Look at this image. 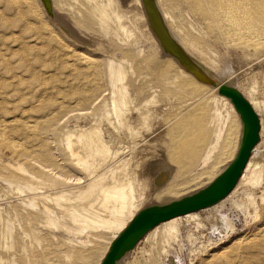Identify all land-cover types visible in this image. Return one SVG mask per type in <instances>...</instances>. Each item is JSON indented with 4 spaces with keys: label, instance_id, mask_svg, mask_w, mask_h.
<instances>
[{
    "label": "bare ground",
    "instance_id": "bare-ground-1",
    "mask_svg": "<svg viewBox=\"0 0 264 264\" xmlns=\"http://www.w3.org/2000/svg\"><path fill=\"white\" fill-rule=\"evenodd\" d=\"M84 1L86 5L78 10L80 18L76 17L75 25L90 33L95 25L98 26L103 34L102 38L109 37L110 41L117 42L115 46L109 41L113 44L112 48H117H114L117 52H121V44L129 46L132 39L138 40L133 21H144L146 32L153 39V46L159 56L153 66L154 74L143 76L148 72L135 70L133 61H129L123 54L122 57L118 56L119 59L109 58L108 64L106 63L107 71L103 75L99 61L90 58L86 52H66L68 61L63 63L64 66L60 60V63L57 62L68 73L64 78L66 90H62L63 95L59 90L56 91V98L48 96V93L53 94L54 91H48L46 80L37 75L39 70L37 73L33 70L32 61V65L21 61L25 67H20L21 64L14 66L3 59V62L7 63V69L3 71L4 66L0 62L3 66L0 68V156L6 152L8 159L7 162L0 159V179L4 182L2 185L10 186V190L13 186L22 196L29 197L28 201L25 200L29 209V226L25 231L30 234L31 239L34 238L32 242H41L40 233L34 232L36 228L33 225L39 226L37 223L71 233L81 234V228L90 231L101 229L111 233L107 250L102 259L95 263L101 264L111 244L127 230L142 211L136 186L125 170L127 166H123L132 161L131 150H140V154L154 150L157 154L152 156L156 157L157 162L151 180L152 189L148 194V198L157 200L170 199L182 193L189 182H210L213 167L220 166L231 158L233 150L239 151L243 137V129L240 131L239 125L240 116L231 99L219 93V88L223 85L240 91L237 81L239 79L231 74L217 73L212 61L206 60V50L209 49L212 37L226 38L238 46L258 41L260 45V37H264V0H147L154 14L149 13L144 0H131V5L140 10L141 17L129 25L125 23V16L120 10L115 9L116 0ZM39 2L43 11H39L37 15L45 14L49 19L54 18L56 2L49 0L52 15L48 13L43 1ZM72 10L74 12V9ZM59 26L66 34L74 36V39L78 38L66 24ZM139 41L141 40L136 42ZM91 42L94 44L93 40ZM24 45L21 47L26 50ZM95 46L97 45H93ZM134 51L137 57H141L142 48L135 47ZM120 54L122 55V52ZM80 63H87V68L84 70L85 65L81 67ZM187 64L190 66L187 67ZM51 65L54 66L53 63H50ZM194 68L202 75L196 76L190 72ZM85 72L87 74H84ZM58 74L61 75L62 72ZM146 77H151L156 82L149 83L147 88L135 89L132 86V83ZM253 89L254 87L250 89L252 93ZM184 91L189 94V100L186 99L184 104L180 103L176 107L175 102ZM240 92L260 116L258 110L264 112V102ZM259 118L261 142L259 141L252 151L258 159L253 161L254 157L251 155L252 158L250 157L239 182L231 195L229 194L237 211L250 215L257 224L263 222L261 227L236 243H243L241 254L247 256L245 259L258 256L264 259V118ZM186 120L198 121V125H193V134L189 136L183 135V132L189 131L184 123ZM85 122H88V127L83 126ZM151 136L153 138L148 140ZM145 153L135 156H142L140 159L144 160L148 157ZM116 159L121 162L118 161L119 163L108 169L106 174L100 175V172ZM30 165L37 169V173L28 169ZM139 165L140 163H137V166ZM66 169L68 173L72 171L74 174L68 175ZM187 174H191L192 178L189 179ZM140 194V199L145 198L144 193ZM15 195L14 193V197ZM226 198L210 207L164 221L151 230L146 240L152 238L153 242L157 241L156 244H160L162 250L158 251L160 248L157 250L153 245L150 256L152 252L163 254L165 259L173 255L175 246L183 240L182 234L178 232V221L183 218L195 221L197 228L204 229L209 224L213 227V233L229 235L234 229L230 216L214 213L215 208H219ZM239 199H242V204L238 203ZM258 200L261 201L260 205ZM23 202L19 201L22 206L25 205ZM205 212L212 213L210 217L202 219L200 215ZM185 238L187 239L186 236ZM33 257L41 264L45 261L42 253H33ZM71 258L66 255V262H60L70 264L68 259ZM123 260L117 264H122ZM45 263L48 264V261ZM224 263L235 264V261L226 260ZM0 264H4L1 254ZM261 264H264V260Z\"/></svg>",
    "mask_w": 264,
    "mask_h": 264
},
{
    "label": "rangeland",
    "instance_id": "rangeland-1",
    "mask_svg": "<svg viewBox=\"0 0 264 264\" xmlns=\"http://www.w3.org/2000/svg\"><path fill=\"white\" fill-rule=\"evenodd\" d=\"M72 1L73 0H53V3L56 2L55 3L56 8H54L55 17L49 19L45 14L44 16L42 14H39V16L37 15L39 11H43L39 0H0V48H1L0 49V54H1L0 62H2L4 66L3 68L4 70L3 69L2 70L5 71V69H7L6 68L7 66H5L7 63H5V61L3 62V59L8 60L9 63H11V65H14V66H17V65L19 66L21 64L20 67H23V66L25 67V65L23 64L26 62L30 65L34 63L32 65L34 67L33 70H35L36 73H37V70H39L40 72L39 71L38 72L40 74L37 73V75H39L40 79L46 80V84L48 85L47 86L48 91L49 92L54 91L52 92L53 94L48 93V96L51 95L50 97L53 96L56 98L57 96L54 95L56 91L58 92L59 90V93L62 94V92L66 90L64 78H66L68 73L65 72L66 71L65 69L64 70L62 69L63 68L62 66H64L65 62L68 61L67 57L65 56L67 55L68 52H77V53H84V54L86 52L88 56H91L90 58L97 59L99 61L98 64L101 69L100 71H102L103 75H105L107 71L106 65L108 64L109 58L119 59V57L124 56L123 54H125L128 57L129 61L130 59L133 61V66L135 70L148 72V73H144L143 76L149 75L151 73L154 74L153 66L156 65L155 63L159 60V56L157 55V51L153 46L154 45L153 39L146 32L147 30H146V27H144V21L143 22L137 21V23L133 21V20H136V18L139 19L141 17V14L138 8L131 5V0H116L117 6L115 9L120 10L119 12H121L125 16L124 18L126 21L125 23L129 25V23L133 21V24H134L133 29L135 30L136 36H138L137 37L138 40L140 39L141 41L136 42L138 40H136L135 38L130 41L131 43L129 46L121 44L123 45L122 47L120 46L122 48L121 50L122 55L120 54L121 52L116 51L117 48L115 46L117 42L110 41L111 39L109 37H107L108 39L102 38L103 34L100 32L99 30L100 28L98 26L95 25V27L91 30L92 33H90V32H87L85 29H82L75 25L74 21L77 18H80L78 10L82 9L83 6L86 5V3L84 0H79V1L74 0V2ZM75 1L77 2L75 3ZM69 4L70 6H68ZM29 6L32 8H29ZM72 9H74V12ZM36 15L37 17H40L41 19L37 18ZM62 23L66 24L69 27V29L72 30V32L78 36V38L74 39V36L72 37L66 34L65 32H63L59 26ZM261 37H260L261 40L259 39L261 42L260 45L258 43L259 41L256 40L258 42L256 43L250 42L251 44L249 43L248 45L246 44L245 46H244L245 43H243L241 46L239 45L240 47L230 42L226 38L216 37L217 39L216 38L214 39L212 37L209 42V49L206 50V55H207L206 60L212 61L213 67H215L214 70L217 73L231 74L232 77L239 79L237 80L239 82V89L240 91L244 92L245 95L250 96V97L253 96V98H255L257 101L264 102V37L262 38ZM92 40L94 41V44H92L91 42ZM109 41L114 43L115 46L113 48H112L113 44L110 43ZM232 44H234V46H231ZM22 45H24V48L27 51L24 50L23 47H21ZM93 45H97V46L93 47ZM252 45L254 46V48ZM60 46H61L60 48L61 50L64 49L63 51H60L59 49ZM235 46H238L239 48ZM249 46H252L251 47L252 49ZM135 47H140L143 49V53L141 57H137V54L134 51ZM55 50L58 51V53L60 54H58ZM10 52L12 53L11 59L9 58ZM16 54L17 56L20 55L18 57L19 59L17 58ZM21 55L23 58L21 57ZM53 55L55 56L53 57ZM26 57H29V59ZM37 57H38V60H37ZM13 59H15L14 62L17 60L15 62L16 65L14 64ZM40 59H43V61L42 60L40 61ZM59 60L61 61L62 66L58 64L60 63ZM19 61L20 62L22 61L24 63L22 62L19 63ZM40 62L41 64H39ZM50 63L51 64L53 63L55 68L53 65L50 66ZM42 64L44 68L43 66H41ZM86 64L87 63H83V64L80 63L81 67L82 65L86 66V67L83 66L84 70L85 68H87ZM147 64L149 65V67ZM3 66L2 64H0V68ZM204 66L206 67V65ZM126 67L129 68V66H126ZM51 68L55 70L56 74L54 73V70H52ZM57 70L59 71L58 73L62 72V74L61 75L58 74ZM84 74H87V72H85ZM54 77L57 79H55ZM53 80H54V83H53ZM104 80H105V77H104ZM130 81H132L131 77H130ZM155 82H156L155 79H152L151 77L150 78L146 77L142 79L141 81H138L137 83L136 82L132 83V86H134L135 89L147 88V85H149V83L154 84ZM57 84H59V86H57ZM51 85H53L52 88H50ZM63 86H64V89H63ZM253 87H254L253 89L254 91L252 93L250 89ZM54 88L56 89L54 90ZM183 93H184L183 95L182 93H180L181 95H179L180 100H178L179 98H177V101L179 103L177 101L175 102L176 107H178L180 103L184 104L185 101L189 100V96H188L189 94L186 93L185 91ZM205 93L207 94L210 92H205ZM210 94H213V92H211ZM258 113L260 115L259 117L264 118V112H262L261 110H258ZM239 121H240L239 125L241 128L240 131H242L243 126H242L240 118H239ZM190 122H191L190 120H186V122H184L187 129H189L190 131V132L189 131L183 132L184 136H189L190 134H193V131H192L193 125H198V121H192L191 123ZM85 123L86 124H83V126L88 127L89 126L88 122H85ZM151 138L153 137L151 136L150 138H148V140H150ZM260 142H261V139H260ZM53 151L57 152L55 150ZM133 151L134 150L130 151L132 154V161L130 162L129 165H123V166L124 167L127 166L125 170L126 172H128L131 180L134 182L136 186L137 197L139 199V205L141 206L140 208L142 210L145 208L151 207V206L168 205L172 202L178 201L184 197L190 196L204 189L209 184H211L229 166V164L235 159L238 153L237 149L233 150V154L231 155L232 156L231 158L227 159L220 166L213 167V171H212L213 176L210 182L209 180H204L203 182H201L202 184L189 182L188 186H186L187 188L185 187V190L182 193L176 194L170 199L162 198V199L157 200L156 198L154 199L148 198V194L152 189L151 180H152V175L154 172V166L156 165V162H157V160L155 159L156 157H152V156L157 155V154L155 153L154 150H148L146 153L144 152L145 154H148V157L143 160V159H140V157L142 158V156H139V157L135 156V154H140L139 152L140 150H136L134 152ZM144 153H141L140 155ZM252 157H254V154H252ZM0 159L4 162H7L8 153L5 152L4 155L0 156ZM257 159L258 157L256 158L255 156L253 158V161H256ZM118 161H120V159H116L113 162L109 163L108 164L109 166L106 169H104L105 171L102 170L100 172V175L106 174L109 171L108 169H111V167L113 168L115 164L119 163ZM137 163H140V165L137 166ZM144 164H146V166H144ZM143 166H144V169H143ZM215 167L216 168L218 167V168L214 170ZM28 169L32 173H37V169H35V167L31 165L28 167ZM70 172L68 173L66 169V173H68V175L74 174L72 171ZM135 178L137 180L139 179L140 180L137 181ZM188 178L189 179L192 178L191 174L190 176H188ZM139 182L142 184V186L141 184H139ZM3 183L4 182L0 179V254L3 258L4 264H28V263L29 264H41L40 261H36L34 259L33 253L43 254L44 259H45L43 264H46L45 262L47 261H48V264H55V263L63 264L60 261H63L66 255L73 258V259L71 258V260L68 259V263L70 261V264H84V263L85 264L86 263L95 264L102 259L103 254L107 250V247L109 245V243L107 242L111 241L112 234L109 232H104L101 229L90 231V229L81 228L82 233L80 234V233H71L61 228H55L56 230L51 229L50 227L47 228V226H45L46 227L45 228L44 225H42V223H37L39 224V226L35 224L33 225V227L36 228L34 232L38 234L40 233L39 241L41 242H38V241L32 242L34 238L31 239L30 234H28L27 231H25V229H27V227L29 226L28 224L29 209L25 204L27 203L25 200L28 201L29 197L26 195L22 196L13 186H11V190H10V186H7V184L2 185ZM9 193H10V196H8ZM14 193L18 195L19 197H17L16 195L14 197ZM140 193H144L145 198L140 199V195H141ZM230 195L220 204L219 208H215L214 210L215 211L214 213L228 214L230 218L232 219L234 223V229L230 232L229 235H226V234L218 235L217 232L213 233V227L210 226L209 224L206 225V227L209 229H207L206 227H204V229L202 227L197 228L195 225V221L183 218L182 220L178 221L179 222L178 232L182 234L183 240L179 242L177 246H175L174 248L175 250H173L174 252L172 256L165 259L163 257V254L160 253L161 255H158L156 254V252H152V254L154 253V255L151 254L150 256V253H151L150 251L152 249L151 246L154 245L156 249L160 248L159 250L157 249L158 251L162 250V248L160 247L161 246L160 244H156L157 241L153 242L152 238H151L152 241L146 240V237L148 235L147 234L141 240V242L135 247V249H133L127 254L125 259L122 261V264H211V261H212V264H225L224 262H226V260L235 261V264H244V263L261 264L264 259L261 258L260 256L255 257L253 259H245L247 256L245 254L243 255L241 254V250H242L241 246H243V243L242 244L240 243L239 245H237L236 243L242 240L243 237L248 235L251 231H255L256 228L261 227L263 222H261L260 224H257L258 222H253L252 217L250 215H246L243 212L237 211L236 205L232 203ZM23 200L25 202H23ZM19 201L23 202V204L25 205L22 206L21 205L22 203H19ZM238 203L242 204V199H239ZM260 204H261V201L258 200V205ZM25 207H27V209ZM211 213L212 212L202 213L200 217L202 219H205L207 217H210ZM19 220H20V223H19ZM79 226L82 227L81 225ZM185 236L187 237V239L185 238ZM37 246L40 247V249ZM48 246L50 247L48 248ZM47 250L50 251V253ZM262 252H264V250ZM25 253H27V255ZM82 257L86 261L83 260ZM238 258H240V260ZM52 259H53V263H52ZM235 259H238L239 261L238 260L236 261ZM31 260H33L32 263H31ZM81 260H82V263H81Z\"/></svg>",
    "mask_w": 264,
    "mask_h": 264
},
{
    "label": "water",
    "instance_id": "water-1",
    "mask_svg": "<svg viewBox=\"0 0 264 264\" xmlns=\"http://www.w3.org/2000/svg\"><path fill=\"white\" fill-rule=\"evenodd\" d=\"M42 1L48 13L52 15L49 0ZM144 1L149 13L154 14L148 1ZM190 72L195 73L196 76L202 75L196 72V68ZM211 82L216 85L215 82ZM219 93L231 99L243 124V137L235 159L221 175L204 189L168 205L151 206L140 211L127 230L111 244L101 264H117L162 222L210 207L226 198L233 191L245 170L252 151L260 141L261 122L251 104L238 89L223 85L220 86Z\"/></svg>",
    "mask_w": 264,
    "mask_h": 264
},
{
    "label": "built area",
    "instance_id": "built-area-1",
    "mask_svg": "<svg viewBox=\"0 0 264 264\" xmlns=\"http://www.w3.org/2000/svg\"><path fill=\"white\" fill-rule=\"evenodd\" d=\"M141 242V241H140Z\"/></svg>",
    "mask_w": 264,
    "mask_h": 264
}]
</instances>
